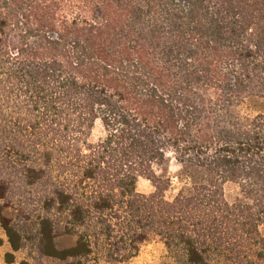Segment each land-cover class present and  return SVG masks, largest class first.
Instances as JSON below:
<instances>
[{
  "label": "trees",
  "instance_id": "1",
  "mask_svg": "<svg viewBox=\"0 0 264 264\" xmlns=\"http://www.w3.org/2000/svg\"><path fill=\"white\" fill-rule=\"evenodd\" d=\"M0 199L6 263L264 264V0H0Z\"/></svg>",
  "mask_w": 264,
  "mask_h": 264
},
{
  "label": "rangeland",
  "instance_id": "2",
  "mask_svg": "<svg viewBox=\"0 0 264 264\" xmlns=\"http://www.w3.org/2000/svg\"><path fill=\"white\" fill-rule=\"evenodd\" d=\"M259 105V104H258ZM256 105L254 109H258ZM253 109V110H254ZM101 134V127L96 124L91 133V139L96 140ZM160 173L167 176L170 179V187L164 192L166 199H171L179 191L184 192L189 190L188 183L184 182V168L179 165L171 156L160 167ZM191 172V170L189 171ZM137 191L141 193H149L153 190V186L145 178H139L137 182ZM223 195L227 202L232 203L238 200H246L245 196L240 192V189L236 183L226 182L223 185ZM0 215L5 216L9 219H14L16 211L9 206L4 200L0 199ZM0 239L2 244L0 245V264H19L21 260H27L29 264H60V262L39 257L35 252L29 253L27 249H21L14 253L15 260L12 263H6L4 255L8 252L9 246L5 237V234L0 227ZM75 237L70 235L58 236L55 238V245L57 248H64L74 243ZM98 264H181L176 261L170 253L167 251L163 241L160 237L153 233H149L145 240L141 243L138 252L135 256L123 262L109 263L104 260H100ZM218 264H229L227 262Z\"/></svg>",
  "mask_w": 264,
  "mask_h": 264
}]
</instances>
